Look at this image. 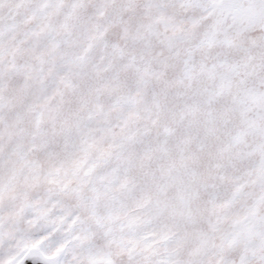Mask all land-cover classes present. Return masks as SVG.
<instances>
[{
    "label": "snow or ice",
    "instance_id": "snow-or-ice-1",
    "mask_svg": "<svg viewBox=\"0 0 264 264\" xmlns=\"http://www.w3.org/2000/svg\"><path fill=\"white\" fill-rule=\"evenodd\" d=\"M0 264H264V0H0Z\"/></svg>",
    "mask_w": 264,
    "mask_h": 264
}]
</instances>
